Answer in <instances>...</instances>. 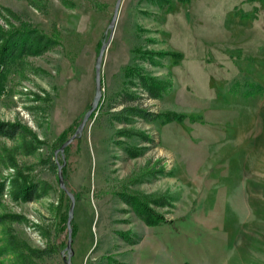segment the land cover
Masks as SVG:
<instances>
[{"label": "rangeland", "instance_id": "obj_1", "mask_svg": "<svg viewBox=\"0 0 264 264\" xmlns=\"http://www.w3.org/2000/svg\"><path fill=\"white\" fill-rule=\"evenodd\" d=\"M115 1L0 0L1 28L53 41L0 93L23 130L0 137V264H20L8 233L64 264L68 192L71 264H264V0H121L97 108L55 154L92 102ZM21 179L30 200L12 196Z\"/></svg>", "mask_w": 264, "mask_h": 264}, {"label": "trees", "instance_id": "obj_2", "mask_svg": "<svg viewBox=\"0 0 264 264\" xmlns=\"http://www.w3.org/2000/svg\"><path fill=\"white\" fill-rule=\"evenodd\" d=\"M159 1L160 3H164L168 0ZM52 44L53 41L51 38L29 24L21 23V25L11 28L0 27V93L4 90L7 72L13 66L22 62L23 57L40 54L47 50ZM143 83L153 95L156 93L158 94V90L161 89L158 85H152V82L143 81ZM175 117L180 119L181 115H176ZM21 128V125L14 122L0 121V137L13 139L17 134L20 135L23 133ZM6 161L10 166H16L11 157ZM2 186L3 184L0 182V193ZM37 186L36 183H30L25 179H21L19 183H14L12 196L14 199L30 200L37 194ZM136 204L137 206L140 205V203ZM141 213L143 218L152 224L164 220L161 215L153 214V212L145 206L142 207ZM6 216L7 215L5 214L0 215V224L5 218H7ZM10 217L12 220L18 218L17 215H10ZM5 243H7L9 249L13 251L16 261L20 264H37L38 260L50 254V250L47 247L32 249L24 241L16 239L11 233H8L5 236Z\"/></svg>", "mask_w": 264, "mask_h": 264}, {"label": "water", "instance_id": "obj_3", "mask_svg": "<svg viewBox=\"0 0 264 264\" xmlns=\"http://www.w3.org/2000/svg\"><path fill=\"white\" fill-rule=\"evenodd\" d=\"M121 0H116L115 4H114V8H113V13L112 16L110 18V21L108 23V27L110 28V33L108 35V37L106 38V40L100 45V48L98 50L97 56L95 58V62H94V71H95V87H94V95H93V99L92 102L90 104V107L84 112L79 124L77 125V127L75 128L73 134L68 137L66 140H64L57 149L54 150V153L56 154L58 151L62 152L64 147L69 144L74 138L78 137L83 128L84 125L86 123V121L88 120V118H90V115L95 111V109L97 108V105L99 103V99L101 97V67H102V62H103V57H104V52L105 49L109 43L110 37H111V30L113 28L116 16H117V11H118V7L120 4ZM61 166H58V181L61 187H64V182H63V177H62V173H61ZM68 196L70 199V204H69V208H68V212H67V219H66V224H67V243H66V251H67V255L65 256L63 251H62V258L64 261V264H71L70 262V257L72 254V250H71V228H70V221L71 218L73 216V207H74V196L71 192H68Z\"/></svg>", "mask_w": 264, "mask_h": 264}]
</instances>
